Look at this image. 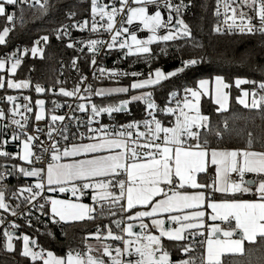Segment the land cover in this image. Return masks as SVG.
<instances>
[{
	"label": "snow or ice",
	"instance_id": "snow-or-ice-1",
	"mask_svg": "<svg viewBox=\"0 0 264 264\" xmlns=\"http://www.w3.org/2000/svg\"><path fill=\"white\" fill-rule=\"evenodd\" d=\"M221 3L222 0H217L214 13L217 17L221 15ZM22 5L38 7L41 14L46 13L50 7L48 0H0V17L6 20V25L0 30V45L7 43L6 37L12 30L9 25H14L17 21L23 23V16L17 17L10 13L9 7L16 9ZM149 6L154 8L151 14ZM188 6L184 0H180V3H173L172 0H119V7L111 0L109 3L90 0V20L85 18L76 22L73 20L76 13L69 12L67 18L72 21L70 26L62 24L54 31L57 39L61 36L68 37L69 27L85 31L89 30V24L92 34H97L101 29L107 32L110 36L107 42L89 38L70 40L66 45L69 49L86 47L87 52L92 54V65L96 64L95 57L105 43L109 50L118 48L127 50L124 53L126 56L141 57H151L150 45L154 43L184 39L192 47L200 48L202 45L193 41L192 31L182 19V13ZM161 9L169 13L167 21L162 19ZM223 9V24L218 23L213 27L214 33L223 32L226 25L229 33L259 34L264 37V0H224ZM247 9H251L253 14L249 15ZM118 14L126 15V21L122 20L121 26L114 29ZM134 21L147 30V39L139 40L135 34L124 37L123 34L129 30L123 24L126 22L132 25ZM161 29H165L163 34H160ZM40 41L47 44L49 37L41 36L33 43L30 49L33 56L43 53V48L38 46ZM26 51L28 49L18 54L13 51L0 56V72L7 73V78L0 75V88L5 84L7 89L15 90L30 87L27 79H13V74L21 64L20 57ZM161 51L167 54L165 48ZM242 55L247 57L250 53ZM203 62L204 56L181 59L180 66L174 70L164 72L157 67L143 79L139 78L143 75L140 72L99 68L101 76L107 73L109 79L119 76L137 78L124 87H97L93 90L91 84L84 83V76L80 77L72 89L59 87L54 91L52 87L45 89L36 84L35 91L38 94L47 91L54 95L58 93L63 97L77 98L78 101H89L87 105L78 102L76 106L87 116V135L83 132L79 136L71 133L73 140H79L78 143H68L69 129L56 125L57 121H64L66 117L52 114L47 118V132L41 133L38 125L33 126V132L47 136L49 143L40 141L39 145L35 144L39 136L29 134V116L20 112L21 108L26 113L33 112L30 98L24 96L23 99L28 103L21 105L15 96L4 97L12 107L8 108L7 114L0 111V120H7L15 126L10 140L18 142V151L4 150L9 139H0V157L19 160L24 164H13L10 168L0 165L3 168L0 171V182L13 174L33 178L34 182L25 183L13 191L11 196L6 195L7 186L0 183V210L16 217L17 210L24 206L21 218L30 221L32 212L27 205H32V209L48 216L56 224L95 220L97 209L100 210L101 217L105 215V206H108L107 215L115 216L112 209L119 206L121 212L127 214L124 219L139 222L141 229L139 233H133L132 224L125 223L121 229V222L112 220L111 223L121 229L124 235L114 233L107 224L102 226L106 232L98 226L95 232L88 233L83 238L82 250L70 248L64 256L54 255L52 251L40 247L36 239L21 233L16 239L20 241L19 254L22 257L28 258L31 264H225L222 258L226 255L245 253V241L257 244V250L264 257V151L253 149L251 132L247 134L245 148L221 150L205 147L208 144L206 133L213 129L210 117L202 114L201 98L209 97L218 106L217 112L228 111L230 97L226 89L230 88V84L221 75H215L211 80L199 79L194 88L183 89L184 97L182 100H175V107H159V112L168 119L167 126L157 118L158 105L149 89ZM76 63L74 57L72 65L75 66ZM261 71L264 72V66ZM93 78H96L95 75ZM234 83L238 89L244 84L255 85L251 91L241 89L236 98L237 103L245 109L258 110L264 117V80L256 82L236 78ZM82 91L88 96L81 95ZM130 91L132 94L128 98L121 99L116 104L97 105L90 99L93 95H127ZM175 97L176 93L168 94L170 102ZM134 102L145 105L148 118L119 125L105 124L100 119L102 114L111 117L113 113L125 112ZM53 104L55 108H60V104L55 101ZM44 105L45 101L42 99L35 102L37 122L46 119ZM17 116H22L23 119H16ZM73 118L68 116L69 120ZM226 123L225 121V125ZM9 124H4L2 128L6 130ZM93 124L96 126L93 127ZM81 127L83 125L77 122L76 128ZM215 135L220 137L221 133L216 131ZM56 137L64 141L63 149L60 147V139ZM260 142L264 144V137ZM36 147H39V153L34 151ZM209 162L214 166V179L210 183H201L198 174L207 172ZM246 174H252L256 179L246 180ZM45 189L52 193L71 194L75 199L42 195ZM215 194H220L219 198ZM243 196L254 198H240ZM83 197H90L92 206L81 202ZM7 200H15V207ZM145 218L150 220L151 227L158 235L152 234ZM3 222L0 220V223ZM9 225L12 229L20 227L14 222H9ZM28 227H31V223ZM48 235L52 236V233L49 232ZM189 235L193 238L202 237L203 252L198 261L190 255L193 251L190 244L184 243ZM3 237V248L9 253L13 252V232L5 230ZM89 238L95 239L98 247L88 243ZM108 240L120 242L123 247L113 248L106 243ZM164 240L172 242L181 258L175 262L170 259ZM184 256L187 258H183ZM259 264H264V258L260 259Z\"/></svg>",
	"mask_w": 264,
	"mask_h": 264
},
{
	"label": "trees",
	"instance_id": "trees-1",
	"mask_svg": "<svg viewBox=\"0 0 264 264\" xmlns=\"http://www.w3.org/2000/svg\"><path fill=\"white\" fill-rule=\"evenodd\" d=\"M173 3H180V0H172ZM188 4V8L182 13V19L187 23L192 31L193 41L199 45L200 48L192 47L191 43L186 42L184 39L156 43L151 46V57H141L137 55L126 56L123 60L116 63L114 69L119 72H140L143 75L141 78H146L150 71L159 67L164 72L174 70L175 67L180 66L181 59H188L191 57L204 56L205 62L199 63L196 66L186 69L185 72L168 78L159 85L149 89L153 93L154 102L158 105L157 118L161 119L167 126L168 119L164 118L163 114L159 112V107L165 105L170 106L168 94L183 93L185 87H195L196 81L199 79H211L215 75H221L225 81L230 84L228 89L230 103L228 111L217 112L216 106L211 102L209 97L201 98V111L202 114L210 117L212 132L206 133L208 144L207 148L219 149H239L247 146L248 133L253 135L254 143L253 149L257 151H264V144L261 138L264 137V117L258 110L245 109L237 103L236 98L239 95L240 89L233 86L236 78H243L250 81L260 82L264 80V72L261 67L264 66V38L258 36H233L228 34H217L212 31L215 27L216 17L214 15L216 0H184ZM50 5L48 11L41 14L38 7L32 8L28 5H22L19 8L13 9L9 7L8 11L14 13L17 17L23 16V23L19 21L12 27L9 35L6 37L7 43L0 45V56L3 53L14 51L16 46H30L33 38H39L47 35L49 42L47 47L43 49L40 56H33L31 51L21 57V64L13 74V79L31 81L33 85L45 84L46 86H55L59 79V62L65 61L67 64L75 57L78 58L82 55L75 48H67V38L61 36L57 39L54 29L60 28L61 25H66L69 22L67 14L75 12L77 17H84L90 13V0H48ZM21 8L23 12L21 13ZM6 25L4 17H0V30ZM165 48L167 54L161 51ZM250 53L247 57L243 53ZM0 75H5V72H0ZM6 76V75H5ZM7 78V77H6ZM136 77L122 76L117 82H106L104 85L108 87H124L128 86L130 82ZM255 85L245 84L244 89L251 91ZM24 93V90H10L7 86L0 89V95H15ZM129 94H117L106 97H95L91 102L97 105L101 104H116L121 99H126ZM128 111L132 114L131 118L126 121L142 120L144 115L145 105L134 102L129 105ZM225 121L227 122L225 125ZM221 133L220 137L215 135V132ZM17 152L15 149H9V152ZM10 164H22L19 160H5L0 157V165L9 167ZM3 168H0V171ZM201 177L202 183H210L213 177L209 174H204ZM33 180H25L22 177L17 179L10 178L8 180L9 187L6 188V195L9 196L17 188L23 186L25 183L31 184ZM219 198L220 194H215ZM53 198L73 199L66 196H50ZM240 198L253 199L252 196H243ZM86 204L92 206L91 199L85 200ZM105 215H99L100 210L97 209L95 213L97 219L83 222H69V223H56L53 224L48 216L42 215L39 211L37 219L31 220V227L29 223L21 222L19 228L14 232V251L9 253L3 248V233L0 237V264H31V261L22 257L20 252V241L16 239L21 233L29 235L30 238L36 239L40 247L45 250H50L54 255L64 256L67 251L71 249L82 250L83 238L88 236V233L95 232L99 226L102 228L104 224L109 225L111 230L117 231L118 228L115 224L111 223L112 220H117L124 224L128 220L124 219L127 215L121 212L119 206L112 209L115 211V216L107 215L108 206H105ZM122 225V224H121ZM103 229V228H102ZM106 230V229H105ZM51 232L52 236L48 233ZM202 237L196 236L193 238L189 235L188 240L184 243H189L195 247L196 243L201 246ZM88 243L96 244V240L89 238ZM164 245L170 252V259L175 262L181 258V254L177 248L172 246V242L164 240ZM245 253L243 255H226L222 259L225 264H247V262L259 261L262 254L257 250V244H249L244 242ZM202 248V246H201ZM196 253H190L192 257ZM96 255V254H95ZM183 258H187L184 256Z\"/></svg>",
	"mask_w": 264,
	"mask_h": 264
},
{
	"label": "built area",
	"instance_id": "built-area-1",
	"mask_svg": "<svg viewBox=\"0 0 264 264\" xmlns=\"http://www.w3.org/2000/svg\"><path fill=\"white\" fill-rule=\"evenodd\" d=\"M103 3H109L110 0H102ZM112 3H115L117 7H119V0H111ZM223 2L224 0H222L221 3V7H220V12L221 15L220 17H216L215 20V25L216 26L218 23L219 24H223V19H224V9H223ZM237 2H239V0H237ZM217 9V0L215 3V9L214 11H216ZM154 10L153 6H149V13H151ZM248 12L249 15H252V11L251 9H247L246 10ZM161 13L163 16V20L167 21V17L169 15V13L167 11H165L164 9H161ZM173 15H175V13H172ZM231 14V13H229ZM85 18H88L90 20V13L86 14L84 17H73V20L76 22H81L83 21ZM97 19L99 20V17H97ZM69 20V19H68ZM125 20L126 21V15L124 14H118L115 17V24H114V29L115 28H119L121 26V21ZM18 22V21H17ZM16 22V23H17ZM70 23L66 24L65 26H70V24L72 23L71 20H69ZM15 23V24H16ZM174 23V21H173ZM14 24V25H15ZM14 25H9V27H13ZM123 27L128 28V32L124 33V37H127L128 35L131 34H136L138 35V37H142L143 34L139 33V26L137 25H128L126 22L123 24ZM165 31V29H161L160 30V34H163ZM221 34H228V35H237V36H258V37H262L259 34L256 35H242L239 34L238 32H233V33H229L227 30V26L224 25V31L220 32ZM217 33V34H220ZM67 41L69 42L70 40H87L89 38L92 39H103L105 42H107L110 39V36L107 32H104L102 29L97 33V34H92L90 32V24H89V30H85V31H78L76 29H72L69 27V36L66 37ZM264 38V37H262ZM39 38H33L32 39V43L30 46L26 45V46H16L15 48V52H17V54L20 51H24L25 49H28V51H30L31 47L33 46V43L35 41H38ZM39 47H42L43 49H45L47 47V44H45L43 41L39 42ZM76 50L79 51V53H82V55L78 58V61L76 63L75 66L72 65V60L71 63L67 64L65 61L60 60L59 62V79L58 81L60 82L59 84H56L55 86H46L45 84H40L42 87H44L45 89L52 87L54 89V91L56 89H58L59 87H64L66 89H72L74 87V85L79 82V79L81 76L86 77V80L84 81L85 84H91L93 87V90L97 87H106V85H104L106 82H117L119 80L120 77H116L114 79H109L107 73H105V75L101 76L100 72H99V68L103 67L105 69H114V66L116 65V63H118L119 61L123 60L124 57H126V55L124 54L127 50H120L118 48H113L111 50L107 49L106 47V43L104 45H102L100 47V51L99 53L96 55L95 59H96V64L92 65L91 64V58H92V54L87 52L86 47L84 48H80V47H74ZM26 51V52H28ZM13 52V51H11ZM8 52V53H11ZM25 52V54H26ZM5 53L1 54V56H3ZM21 58V57H20ZM95 75V79L93 78ZM1 89V88H0ZM81 95L83 96H88L87 93H84L83 91L81 92ZM7 95H0V111L5 112L6 114L8 113V108L12 107V105H9L7 103V101L4 99V97ZM17 97V102L21 105L28 103L27 101H25L23 99L24 96H28L30 98V102H31V106L33 108V112L32 113H26L24 112V109L21 108L20 112L23 113L24 115L29 116V124L27 127V131L29 132V134H33V135H38L39 136V140L35 141L34 143L39 145L40 141H43L45 144H48V138L47 136L41 134V133H45L47 132V118L52 115H64L66 117V119L64 121H57L56 125L61 126V127H67L69 129V141L68 143H78L79 140H73L71 133H76L77 136L80 135L81 132H83L85 135H87V116L86 113L80 112L77 109V103L78 102H82L85 103L86 105L89 103L88 100H81L78 101L77 98H68V97H63L61 95L57 94H53L50 92H44V93H36L35 91V85H33L30 81V87L27 89H24V93H19V94H15L12 95ZM96 96H91V101L95 98ZM184 97V92L183 93H177L175 99H173L170 103V107H175V100L176 99H180L182 100ZM37 99H42L45 101V116L46 119L45 121H40L37 122L35 121V102ZM53 101H55L56 103L60 104V108H55ZM69 105H71V108L69 107ZM90 111V109H89ZM68 116H72L74 117L73 119L69 120ZM132 114L127 110L125 112H120V113H113L112 116H108L107 114H102V117L100 118L102 120L103 123L105 124H109V125H119V124H126L130 121H126V119L131 118ZM78 118V120H77ZM148 118L147 117V113L145 112L144 115L142 116V119ZM16 119H23L22 116H17ZM79 122L80 124L83 125V127H81L80 129L76 128V123ZM4 124H9V122L7 120H0V139H9V143L6 144L4 146V150L9 152V149H15L18 151L17 148V144L18 142H12L10 140V137L12 135V132L14 130V125L9 124L8 128L6 130H4L2 128V126ZM38 125L41 133H34L33 132V126ZM96 125L93 124V127H95ZM57 139H60V137H56ZM60 147L61 149H63L64 147V141L62 139H60ZM34 151L36 153H39L40 149L39 147L34 148ZM16 152V151H15ZM24 162H22L23 165ZM13 164L9 165V168L12 166ZM26 166V165H24ZM40 166V165H37ZM3 171V170H1ZM19 177L22 176H18L17 174H13L10 176H7L6 180L2 183L3 185H6L8 188L9 187V183L8 180L10 178H14L17 179ZM25 180H30L33 178H25L22 177ZM238 179V177H236ZM34 182V180L32 181ZM42 195H46V196H66L68 198H74L71 197V194H64V193H52V192H48L47 189H45V191L42 193ZM11 196V194L9 195ZM75 199V198H74ZM89 200L90 197H83L81 202H85V200ZM7 202L9 204H11L13 207H15V200H7ZM42 202V201H41ZM36 203V202H33ZM27 208L32 212V217L30 219V221L25 220L23 218H21L22 213L24 211V206H22L20 209L17 210V216L13 217L8 213H4L2 210H0V220H3V223H0V237H1V233H3L5 230L8 231H12L13 234L16 231V229H12L9 225V222H14L16 224H21V222H26L29 223L31 222V220L33 219H37L38 218V214H37V210L32 209V205H27ZM106 211V209H104ZM121 229L123 227L124 224V220L121 222ZM118 229L117 231L112 230L114 233L118 234V235H124L122 230ZM103 231H107L105 229H102ZM149 230L152 232V234L155 235V232L152 230V228ZM141 231V229H140ZM139 231V232H140ZM138 232V233H139ZM137 233V232H136ZM127 238V237H126ZM106 243H108L109 245H111V247L115 248V247H123L122 243L117 242V241H111L108 240L106 241ZM191 246V245H190ZM192 247V246H191ZM193 251L191 253H196L195 254V258L197 259V261L199 260L200 256L202 255V248L201 246L198 244V242L196 243L195 247H192ZM35 250V249H34ZM113 255H115V253L113 252ZM105 260H107V257H104Z\"/></svg>",
	"mask_w": 264,
	"mask_h": 264
},
{
	"label": "crops",
	"instance_id": "crops-1",
	"mask_svg": "<svg viewBox=\"0 0 264 264\" xmlns=\"http://www.w3.org/2000/svg\"><path fill=\"white\" fill-rule=\"evenodd\" d=\"M243 86H245V85H243ZM10 90H12V89H10ZM23 90V89H22ZM17 91V90H16ZM226 91L228 92V89H226ZM228 94H229V92H228ZM239 95H240V92H239ZM238 95V96H239ZM237 96V97H238ZM249 99H250V97H249ZM236 101H237V99H236ZM229 103H230V101H229ZM216 106V108L218 107L217 105H215ZM242 106V105H241ZM221 112H223V111H221ZM208 149H212V148H208ZM216 149H219V148H216ZM221 150H231V149H221ZM204 174H209V175H211L212 177H213V179H214V176H215V170H214V166H212L211 164H210V162H209V165H208V169H207V172L206 173H202V174H198L199 175V177L200 176H203ZM245 179L246 180H255L256 178L252 175V174H246V176H245ZM200 182L202 183V181H201V177H200ZM191 191V190H190ZM165 216H166V214H165ZM167 220L165 219V222H166ZM126 223H130V224H132V231H133V229H136V227H139V222H137V221H128V222H126ZM145 223H148L149 224V228L151 229L152 227H151V224H150V220H148V218H145ZM211 223V222H210ZM217 223H219V222H217ZM174 226V225H173ZM223 226V225H222ZM140 228V227H139ZM152 230L155 232V235H158V232H156V230L154 229V228H152ZM245 242H247V241H245ZM93 255H95V254H93Z\"/></svg>",
	"mask_w": 264,
	"mask_h": 264
},
{
	"label": "rangeland",
	"instance_id": "rangeland-1",
	"mask_svg": "<svg viewBox=\"0 0 264 264\" xmlns=\"http://www.w3.org/2000/svg\"><path fill=\"white\" fill-rule=\"evenodd\" d=\"M149 14H151V13H149ZM162 19H163V16H162ZM129 25V24H128ZM132 25H137V26H139V33H141V34H143V36L142 37H138V35H136V37H137V39H139V40H145V39H147V37H148V35H149V33L147 32V30L146 29H144L142 26H140L139 25V23L138 22H136V21H134L133 22V24ZM154 44H156V43H154ZM154 44H152V45H154ZM152 45H150V48H151V46ZM41 54H38V56H40ZM5 75H6V77H7V73L5 72ZM141 79H143V78H141ZM209 80H211V79H209ZM162 82V81H161ZM245 85V84H244ZM233 86L235 87V88H237L236 86H235V83H233ZM242 86V88L244 89L245 88V86H243V85H241ZM240 86V87H241ZM108 86H106V87H104V88H107ZM13 90H15V89H13ZM24 90V89H23ZM248 90V89H247ZM132 94V93H131ZM130 94V95H131ZM138 94V93H137ZM113 95H117V94H113ZM205 98H207V97H205ZM94 246H97L98 247V245H97V243L96 244H94ZM93 254H97V253H93Z\"/></svg>",
	"mask_w": 264,
	"mask_h": 264
},
{
	"label": "water",
	"instance_id": "water-1",
	"mask_svg": "<svg viewBox=\"0 0 264 264\" xmlns=\"http://www.w3.org/2000/svg\"><path fill=\"white\" fill-rule=\"evenodd\" d=\"M168 226V223H167V221L165 222V227H167ZM140 231V228L139 227H136V229H133V233H138Z\"/></svg>",
	"mask_w": 264,
	"mask_h": 264
},
{
	"label": "bare ground",
	"instance_id": "bare-ground-1",
	"mask_svg": "<svg viewBox=\"0 0 264 264\" xmlns=\"http://www.w3.org/2000/svg\"><path fill=\"white\" fill-rule=\"evenodd\" d=\"M202 250H203V248H202Z\"/></svg>",
	"mask_w": 264,
	"mask_h": 264
}]
</instances>
